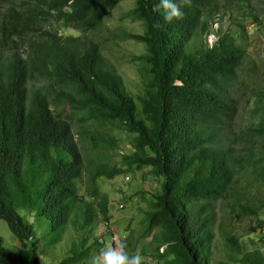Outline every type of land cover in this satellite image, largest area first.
Returning a JSON list of instances; mask_svg holds the SVG:
<instances>
[{"label":"trees","instance_id":"1","mask_svg":"<svg viewBox=\"0 0 264 264\" xmlns=\"http://www.w3.org/2000/svg\"><path fill=\"white\" fill-rule=\"evenodd\" d=\"M119 1L0 0V218L21 244L27 241L8 248L0 237V264H41L45 245L38 250L33 223L18 208L46 217L48 244L58 242L67 225L77 233L53 264H85L104 245L90 232L96 217L108 224L110 216L97 178L144 166L160 181L138 192L147 205L139 230L116 242H125L129 255L149 256L143 264H264V246L243 248L232 229L216 222L212 207L224 200L235 215L255 214L256 229L263 221L257 213L264 200L247 208L240 203L244 185L234 183L264 177V87L253 100L261 110L253 125L233 136L227 129L235 112L228 91L239 70L249 58L264 73V46L253 49L255 39L264 38V10L250 11L237 0L241 12L230 17L231 28L218 26L207 43L223 2L191 0L182 19L166 22L163 7L154 10L160 0H132L123 15L139 20L141 31L111 37L143 44L129 56L141 82L133 94L92 35ZM73 113L81 128L125 133L126 147L115 149V161L102 157L94 141L95 152L82 153ZM215 227L225 259L212 256Z\"/></svg>","mask_w":264,"mask_h":264},{"label":"rangeland","instance_id":"2","mask_svg":"<svg viewBox=\"0 0 264 264\" xmlns=\"http://www.w3.org/2000/svg\"><path fill=\"white\" fill-rule=\"evenodd\" d=\"M225 5V12L218 15L210 26V31L206 34L205 40L211 43L215 37V28L220 26L221 30L231 28L230 17L237 12H241L236 8L237 0H219ZM132 6V0H120L103 16L102 24L98 29L92 32L95 39L104 43L103 53L113 62L118 72L121 74L124 84L127 89L133 93L141 91V82L137 73V63L131 61L129 56L131 54L139 53L143 50V44L132 39H112V34L120 30H129L139 32L142 29L141 22L136 19H131L129 16H124L123 12ZM244 6L250 11L264 10V0H245ZM240 9V8H239ZM248 10V11H249ZM247 22V30L250 31L251 24L248 23V18H244ZM71 31V29H68ZM197 38H193L191 43H195ZM253 49L257 48L263 50L264 38L255 39L253 42ZM255 54H253L254 56ZM256 64L259 57L255 56ZM260 65V66H258ZM254 65L249 61V58L239 70L238 77L232 87L229 88V96L233 97L235 103V112L232 123L227 129L228 134L233 136L234 133L240 132L249 125H253L259 115L260 108L254 107V97L259 88L264 87V73L261 71V64ZM72 129L76 132V139L78 140L81 151L85 156L92 155L95 150L91 147V142L97 144V152L102 154V157H108L110 162L117 159L115 149H124L126 143L123 139L126 137L125 133L110 129L107 126L93 127L91 124L79 127V122L76 121V114H72ZM83 129V130H82ZM81 131V135L79 131ZM109 138H119L118 141L107 142ZM116 142V146L115 145ZM114 144V145H113ZM105 159V158H103ZM86 171L78 181L79 190H84V180ZM160 178L148 171V167L144 166L137 170L128 172H121L111 178L100 176L97 178V185L99 190L106 192L109 197L108 209L109 219L108 224L96 217L91 234L98 236L104 243L103 248L109 245H115L119 238L125 236L129 229L134 232L138 231L141 224L142 210L147 208L146 201L140 198L139 191H152L159 186ZM241 183L244 185L240 203L245 204L247 208L254 209L257 207L258 200H264V177L257 176L255 179L245 180L236 177L235 185ZM240 184V185H241ZM212 207L215 211L216 222H220L223 226L232 229L238 236L243 248H251L253 246H264V238H258L255 227V214H239L235 215L234 211H230L229 206L224 200L217 199L213 202ZM237 211V208H235ZM229 210V211H228ZM18 212L23 214L28 220L32 221L34 233L38 237V250L40 246L45 245L39 250V260L41 264H53L66 251L69 240L77 235V233L67 225L61 239L54 243H46L49 237L47 233V219L40 213L33 211H25L18 208ZM239 213V212H238ZM230 216H229V215ZM258 216L264 215V209L258 211ZM231 218H229V217ZM127 228V229H126ZM215 235L212 240V256L214 260L225 259V249L223 246L222 237L219 234L217 227H215ZM0 237L2 243L8 248H15L19 245H26L24 240L21 244L16 239L5 221L0 218ZM90 240V238L88 239ZM95 254V252H93ZM142 255V254H141ZM144 261H149L150 257L142 255ZM226 264H239L236 262H226Z\"/></svg>","mask_w":264,"mask_h":264},{"label":"clouds","instance_id":"3","mask_svg":"<svg viewBox=\"0 0 264 264\" xmlns=\"http://www.w3.org/2000/svg\"><path fill=\"white\" fill-rule=\"evenodd\" d=\"M190 5L191 0H160V4L154 10H158L162 6L165 11V21L171 22L173 19H182L184 13L181 9ZM126 247L127 245L123 241L116 243L114 246L109 245L102 248L97 255L86 261L85 264H143L144 257L140 251L137 250L134 254L129 255L125 250Z\"/></svg>","mask_w":264,"mask_h":264},{"label":"built area","instance_id":"4","mask_svg":"<svg viewBox=\"0 0 264 264\" xmlns=\"http://www.w3.org/2000/svg\"><path fill=\"white\" fill-rule=\"evenodd\" d=\"M256 232L258 235L264 238V216H263V221L261 222V225L257 228Z\"/></svg>","mask_w":264,"mask_h":264}]
</instances>
